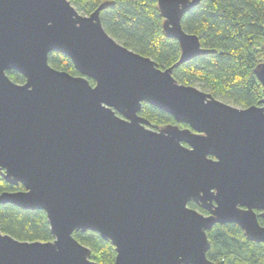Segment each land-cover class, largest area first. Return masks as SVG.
<instances>
[{
	"label": "water",
	"instance_id": "1",
	"mask_svg": "<svg viewBox=\"0 0 264 264\" xmlns=\"http://www.w3.org/2000/svg\"><path fill=\"white\" fill-rule=\"evenodd\" d=\"M156 1L181 48L167 69L106 32L108 3L85 16L69 0H0V176L25 189L0 205L44 211L54 237L0 230V264H98L73 236L88 231L115 247L114 264H217L215 225L264 244V98L239 108L180 84L177 67L214 52L182 27L200 0ZM53 52L80 75L51 67ZM255 73L264 87V62ZM144 103L188 127L150 128Z\"/></svg>",
	"mask_w": 264,
	"mask_h": 264
},
{
	"label": "trees",
	"instance_id": "2",
	"mask_svg": "<svg viewBox=\"0 0 264 264\" xmlns=\"http://www.w3.org/2000/svg\"><path fill=\"white\" fill-rule=\"evenodd\" d=\"M69 1L87 16L102 3H108L100 14L106 32L128 49L154 60L159 68L167 69L180 60V44L165 35L164 19L156 0ZM182 27L187 33L197 35L203 48L214 52L177 67L174 78L180 84L198 87L239 108L260 105L264 87L255 69L264 62V0H200L184 17ZM49 64L73 76L80 75L71 59L60 53H50ZM8 75L18 84L25 83L19 73L10 71ZM90 82L94 85L93 80ZM140 116L154 130L167 125L188 127L146 103ZM23 190L22 185L8 184L0 176V194ZM190 206L202 211L195 203ZM259 222L264 225L262 219ZM0 230L20 241L54 240L44 211L23 210L11 204L0 205ZM207 235L211 246L207 256L212 262L264 264V244L248 241L238 225H215ZM73 236L91 250L94 262L115 263V247L98 233L75 232Z\"/></svg>",
	"mask_w": 264,
	"mask_h": 264
},
{
	"label": "flooded vegetation",
	"instance_id": "3",
	"mask_svg": "<svg viewBox=\"0 0 264 264\" xmlns=\"http://www.w3.org/2000/svg\"><path fill=\"white\" fill-rule=\"evenodd\" d=\"M198 206V205H197ZM198 208L199 209H201L199 206H198ZM196 210H198V209H196ZM202 211H204L203 209H201ZM199 212H201V213H203V214H205V215H207L208 213L206 212V211H204V212H202V211H200V210H198ZM258 214H259V212H258ZM259 219H262V218H259ZM263 221H264V219H262ZM262 225V224H261ZM264 226V225H263Z\"/></svg>",
	"mask_w": 264,
	"mask_h": 264
},
{
	"label": "rangeland",
	"instance_id": "4",
	"mask_svg": "<svg viewBox=\"0 0 264 264\" xmlns=\"http://www.w3.org/2000/svg\"><path fill=\"white\" fill-rule=\"evenodd\" d=\"M73 6H74V5H73ZM74 7L77 9V7H76V6H74ZM77 10H78V9H77ZM79 12H80V11H79ZM80 13H81L82 15H84V14H83V12H80ZM85 16H87V15H85Z\"/></svg>",
	"mask_w": 264,
	"mask_h": 264
}]
</instances>
